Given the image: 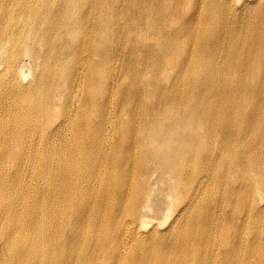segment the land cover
I'll return each instance as SVG.
<instances>
[{
    "label": "bare ground",
    "instance_id": "1",
    "mask_svg": "<svg viewBox=\"0 0 264 264\" xmlns=\"http://www.w3.org/2000/svg\"><path fill=\"white\" fill-rule=\"evenodd\" d=\"M0 161V264H264V0H0Z\"/></svg>",
    "mask_w": 264,
    "mask_h": 264
},
{
    "label": "rangeland",
    "instance_id": "2",
    "mask_svg": "<svg viewBox=\"0 0 264 264\" xmlns=\"http://www.w3.org/2000/svg\"><path fill=\"white\" fill-rule=\"evenodd\" d=\"M24 61V60H23ZM24 62H26V60L24 61ZM23 63V62H22ZM26 68H27V66H26ZM31 79V77H28V79ZM29 79V80H30ZM60 134V136L61 137H64L67 133H59ZM69 134V133H68ZM31 135V136H30ZM28 137L30 138V139H33V138H37V137H39V134L38 133H29V135H28ZM12 142V140L9 142V144ZM37 146H36V144L34 145V147L32 148V150H34L35 148H36ZM6 166V167H5ZM0 167H5L6 168V170L7 171H10L12 168H13V164L12 163H10V164H5V163H3V161H0ZM26 173H25V175H24V178H23V187L21 188V192L23 193V194H27V193H29V191H30V187L31 186H37V185H42V182H43V180L41 181L40 179H35V180H32L31 179V174H29L30 172H31V168H30V166H28V167H26ZM37 188H40V187H37ZM46 193V192H45ZM160 198H163L162 199V201H161V199ZM159 199H160V204L158 205L157 204V207L159 208V206L161 207V208H159V210L161 211L162 209H167L170 205H177V202H176V200L173 202V198H172V196H170V195H168V196H161V197H159ZM152 206L154 207V201H152ZM181 203V202H180ZM179 203V204H180ZM163 214V212H160V214L159 215H155V217H162L161 215ZM154 216V215H153Z\"/></svg>",
    "mask_w": 264,
    "mask_h": 264
}]
</instances>
